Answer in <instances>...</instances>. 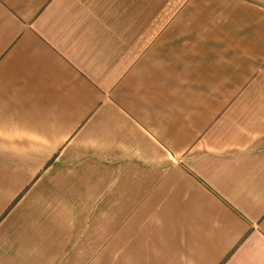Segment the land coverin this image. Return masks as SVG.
<instances>
[{"label":"crops","instance_id":"0c3cea01","mask_svg":"<svg viewBox=\"0 0 264 264\" xmlns=\"http://www.w3.org/2000/svg\"><path fill=\"white\" fill-rule=\"evenodd\" d=\"M0 264H264V0H0Z\"/></svg>","mask_w":264,"mask_h":264}]
</instances>
